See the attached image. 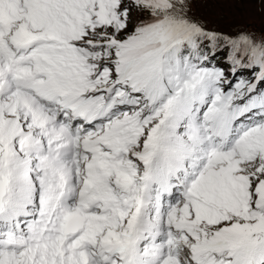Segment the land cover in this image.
<instances>
[{
	"label": "snow or ice",
	"instance_id": "snow-or-ice-1",
	"mask_svg": "<svg viewBox=\"0 0 264 264\" xmlns=\"http://www.w3.org/2000/svg\"><path fill=\"white\" fill-rule=\"evenodd\" d=\"M213 2L0 0V264H264V28Z\"/></svg>",
	"mask_w": 264,
	"mask_h": 264
},
{
	"label": "rangeland",
	"instance_id": "rangeland-1",
	"mask_svg": "<svg viewBox=\"0 0 264 264\" xmlns=\"http://www.w3.org/2000/svg\"><path fill=\"white\" fill-rule=\"evenodd\" d=\"M223 9L225 12H236L254 22L257 29L264 28V14H262L261 7L258 0H232L229 3H215L209 4L207 8H201L200 14L207 16L209 19H215L214 13H218ZM254 18V19H252Z\"/></svg>",
	"mask_w": 264,
	"mask_h": 264
}]
</instances>
